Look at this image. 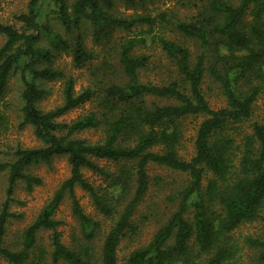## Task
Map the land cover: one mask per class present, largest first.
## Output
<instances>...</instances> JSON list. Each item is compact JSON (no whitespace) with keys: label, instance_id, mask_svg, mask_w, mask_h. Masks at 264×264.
<instances>
[{"label":"trees","instance_id":"1","mask_svg":"<svg viewBox=\"0 0 264 264\" xmlns=\"http://www.w3.org/2000/svg\"><path fill=\"white\" fill-rule=\"evenodd\" d=\"M123 1L129 5L134 0ZM198 1L202 9L190 21L177 19L167 12L156 16L147 13L115 15L111 12V0H28L26 11L14 16L19 26L0 20V34L5 37L0 47V98L9 78L18 74L22 84L19 127L30 125L41 142L38 147L18 146L9 152V160L0 162V173H7L5 199L0 204V259L9 264H39L45 251L31 252L38 232L48 229L52 231L51 264H60V261L91 264L94 254L91 247L68 248L56 229L60 221L53 216L67 195L86 238H92L99 223L81 208L75 194V188L79 187L89 194L99 214L112 219L101 245L99 264H117L119 241L127 232L135 231L131 218L148 190L149 163L186 173L188 178L178 193L176 209L148 243L129 253L124 264H172L186 256L191 239L200 252L209 253L203 264H228L239 251L231 232L245 222L258 219L264 222V216L260 215L264 203V117L252 123L250 132L241 133L239 144H235L233 136L239 133L237 124L251 117L260 90L256 84L247 88L243 85L250 78L263 76L264 0H238L236 4L227 0ZM44 5L52 10L67 32L78 30L83 19H88L96 39L113 26L170 24L184 36L196 39L199 53L191 64L187 47L158 36L157 41L174 60L183 81L173 80L161 85L142 82L138 70L146 65L148 58L131 55L137 40L130 37L119 48L124 82L105 86L97 97L96 90L90 87L76 93L75 79L67 76L62 104L42 111L36 103L45 90L36 80L60 78L63 73L51 66L39 68L37 65L50 64L52 51L69 52L75 67L82 66L91 57L81 34L69 42L40 22ZM247 14L251 16L248 22L245 21ZM212 35L219 37L214 42L223 50L220 68L205 66ZM42 39L47 40L49 47L39 46ZM206 71L220 83L226 101L224 107L213 109L205 99L201 85ZM150 98L171 103L149 104ZM86 101H91L93 106L82 115L68 122L59 120ZM189 115H202L204 119L196 130L194 154L183 159L177 152L182 137L179 121ZM6 125V116L0 112V135ZM99 126L105 130L101 140L90 142L77 136ZM155 147L158 149L152 151ZM57 156L66 157L69 176L24 228L21 248L6 247V226L8 220L16 216L10 211V204L15 202L13 194L17 182H24L28 191L41 184V178L27 173V168L49 165ZM92 158L116 163L118 167L111 172ZM83 169L101 175L103 181L100 184L89 181ZM208 173L211 177H207ZM189 210L191 219L186 217ZM170 239L173 242L169 245ZM243 243L252 248L257 261L264 264V229L261 236H245Z\"/></svg>","mask_w":264,"mask_h":264},{"label":"rangeland","instance_id":"2","mask_svg":"<svg viewBox=\"0 0 264 264\" xmlns=\"http://www.w3.org/2000/svg\"><path fill=\"white\" fill-rule=\"evenodd\" d=\"M113 7L111 12L115 15L128 16L138 13H147L156 16L161 12H167L173 17L190 21L202 9V3L198 0H134L132 4L125 5L123 0H111ZM236 4L238 0H227ZM28 0H0V20L9 24H19L14 19L16 14L26 11ZM251 16L246 15L245 21H250ZM264 21V14L262 15ZM40 22L47 24L55 32L60 34L63 39L72 42L77 34H81L87 51L91 54L82 66L73 65L72 56L67 51H52L53 59L50 64H39V68L51 66L60 70L63 76L52 80H36L39 87L45 90L44 95L37 101V107L42 111L53 109L63 102V85L65 77L72 76L75 79L74 91L81 92L83 89L90 87L96 90L97 97L101 95L102 89L111 83H122L126 77L122 72L119 61L120 44L128 38L134 37L137 43L131 49L132 56L146 55V65L138 70L139 79L142 82L152 84H167L176 80L180 83L183 81L182 75L178 72L173 59L166 55L161 45L157 41L158 36H164L169 40L183 45L188 48L190 63L195 62L199 53V42L191 37L184 36L170 24L156 23L153 26L145 24H134L130 27H109L105 33L99 34L96 39L92 23L88 19H83L78 30L71 32L65 31L60 21L56 18L52 10L44 5ZM217 35L210 36V47L206 54L205 66L209 68L216 65L220 68V56L223 54L222 46L214 41L218 40ZM5 41V37L0 34V47ZM41 47H49L46 39L39 42ZM256 84L260 86L259 93L253 105L251 117L243 123L237 124L234 136L235 144L240 143L241 133L250 132L252 123L264 117V66L263 76L261 78H250L245 81L243 88L248 85ZM21 81L18 74H13L7 84L3 96L0 98V112L6 116L7 125L0 135V162L7 161L11 158L9 152L18 146L23 148L38 147L41 142L35 137L30 125L19 127L21 122ZM205 99L213 109L224 107L226 101L221 92L220 83L215 81L206 71L201 85ZM96 97V99H97ZM92 100L94 98H91ZM90 99V100H91ZM96 99L93 102H96ZM148 103L165 104L171 103L169 100L161 98H150ZM93 106L91 101H86L80 106L68 111L59 120L68 122L82 115ZM204 116L189 115L179 121L182 137L177 146L178 155L183 159H189L194 154V137L199 123ZM78 137L95 142L105 136L103 126L89 128L77 134ZM158 148H152L156 151ZM100 166H105L111 172H114L118 165L116 163L92 158ZM149 186L142 201L137 205L131 218L135 226L134 232H127L119 241L117 247V264H124L126 257L134 249L140 248L150 241L157 229L168 219L171 213L176 209L179 201L178 193L187 182V174L170 169L166 166L155 163L148 164ZM27 173L41 178L42 182L34 186L30 191L25 188L24 182L18 181L13 197L15 202L10 204V211L16 216L8 220L6 226V236L4 245L11 249L21 248L22 231L37 216L43 205L52 197L55 190L60 186L63 180L69 176V164L65 156L54 157L49 165L38 164L31 165L26 170ZM83 175L89 181L100 184L103 177L88 169H83ZM207 177H211L208 173ZM206 181H204V185ZM7 187V173H0V204L5 199ZM75 194L79 200L80 206L84 213L99 223L91 239L86 238L80 220L72 212L71 200L66 195L54 212V218L60 221L57 231L61 234V241L74 250L80 249L83 245H88L93 250L91 264H99L101 245L106 233L108 232L112 219L110 216H103L97 212L89 194L81 188H75ZM260 215L264 216V203L260 209ZM188 219L192 215L186 214ZM264 222L260 219L240 224L231 232V238L239 244V251L235 258L228 264H262L256 259L255 251L243 243L247 235L253 237L263 234ZM52 231L42 229L38 232L36 243L31 254L36 253L39 249L45 251V257L39 264H51L50 253ZM173 240H169V245ZM209 257V253L200 252L194 240L189 241V248L185 257H181L172 264H203ZM0 264H9L0 259ZM36 264V263H33ZM60 264H68L60 261Z\"/></svg>","mask_w":264,"mask_h":264}]
</instances>
